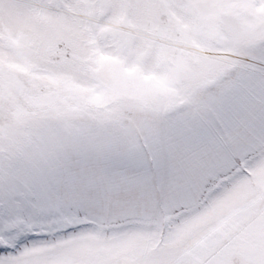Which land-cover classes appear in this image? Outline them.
Instances as JSON below:
<instances>
[{
    "label": "rangeland",
    "instance_id": "1",
    "mask_svg": "<svg viewBox=\"0 0 264 264\" xmlns=\"http://www.w3.org/2000/svg\"><path fill=\"white\" fill-rule=\"evenodd\" d=\"M0 264H264V0H0Z\"/></svg>",
    "mask_w": 264,
    "mask_h": 264
}]
</instances>
